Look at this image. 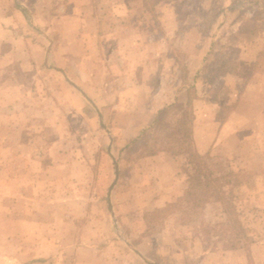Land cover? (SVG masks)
I'll list each match as a JSON object with an SVG mask.
<instances>
[{"label": "rangeland", "instance_id": "rangeland-1", "mask_svg": "<svg viewBox=\"0 0 264 264\" xmlns=\"http://www.w3.org/2000/svg\"><path fill=\"white\" fill-rule=\"evenodd\" d=\"M57 1L0 0V27L7 29L0 32V37L14 40L13 50L0 45L2 51L0 67L2 65L3 70H9V73L16 71L26 76L22 82L29 88L31 99L41 97L42 88L47 87L45 85H48L49 80L44 82L46 81L43 79L45 76H42L44 73H53L52 80L55 77L53 69L42 68L33 71L38 72V77L30 78V72H27L28 57L35 55L43 59L47 54L48 45L50 49L47 52L52 64L61 55L69 57L71 27H80L79 25L176 27V31L171 29L166 47L176 56L177 62H180V68L175 70L179 77L183 76L182 67L186 64L188 52L192 54L191 57L198 58L201 54V58L206 59L207 79L215 77L218 71H221L220 65L223 63L227 71L237 68L238 72L232 76V88L231 84L226 89L223 88L226 83L224 78H218L214 83L210 82V86L205 84L201 87L205 95L215 100L208 105V108L214 110L218 122L224 121L230 111L238 107L232 127H229L223 140L211 149V153L206 155L205 161L212 170V178L217 179L213 182L214 187L219 192L223 191L227 202L234 205V201L239 200L235 211L254 240L264 239V208L250 206L251 201L246 202V199L244 201L246 193L243 194L238 188L230 187V181L237 178L248 182L254 177L249 176L248 172L259 173L264 170V0H67L70 15L61 25L63 27H42L41 25H45L47 19L51 20L50 17L58 9ZM18 6H24L23 8L29 10L25 13ZM96 13L100 16L96 17ZM33 21L37 26L33 25ZM60 29L63 30L62 33ZM152 35L157 39L159 36H164L160 28ZM159 39L161 40V37ZM57 40L58 44L63 46L62 50L54 47ZM200 41L205 44L203 47L205 50L202 49L196 55L198 50L195 46ZM80 49L77 51L82 53V56L85 55L86 49L82 51ZM36 50L38 52H35ZM88 51L90 49H87ZM95 52L107 60L113 55L112 53L108 55L107 50L103 51L101 48L96 49ZM7 53L12 55L10 58L14 61L25 57L27 61L24 63L27 66L20 67L22 70L19 71L14 65H8ZM67 61L69 62V58ZM102 62L101 60L100 63ZM176 64L173 63V66L176 67ZM109 65L115 66L116 63ZM122 65L119 63L117 67H122L121 70L129 67V64ZM82 67L86 69L87 65L84 64ZM97 67L101 69L102 65L98 64ZM16 72L15 74L18 75ZM95 81L100 83L98 79ZM79 82L87 88L86 81L80 79ZM35 85H38V88H35ZM220 87L223 88L221 92ZM39 89L40 94H37ZM96 98L100 100L99 97ZM48 105L50 106L45 111L37 109L39 108L37 104L20 113L23 123L25 125L29 123L32 127L30 131L28 130L30 134L27 137L33 139V147L39 149L46 140L44 133L46 132L53 143L57 141L58 144L73 146L80 156L84 157L87 154L93 156L98 153L90 162L96 169V178L94 181L92 178H86L84 173L87 167L83 159L82 165L78 167L82 169L79 177L64 176L58 181L57 185L64 187V191H59L60 193L56 190V196L60 197L59 203L57 202L59 208L54 209V214L46 215L43 223H36L34 217V220H27L24 224L26 229L24 234L4 238L2 234L4 224L0 220V264H33V259L38 257L41 260L38 259L34 264H47L42 260L44 257L41 255H45L47 261H50L48 263L51 264L54 262V259L50 260L52 256L63 257L66 254L72 264H144L132 250L136 247L145 257L156 263H220V260L215 258L204 259L205 253L202 251L206 243L204 224L228 220L225 207L215 195L210 194L205 187H201L198 189L199 206L192 213L184 214V210H179L156 222V219L143 218V209L146 207L159 209L164 205L160 206L159 204L162 203L157 198H153L147 201V205L136 207L138 202L134 200L133 188L126 186L123 180V186L121 182L116 184L111 195L114 220L107 194L116 176L115 168L108 155L101 152L103 146L108 147L109 140L106 132L102 134L99 121L103 122L107 119V122L112 123L115 113H106L105 117L103 115L99 117L96 111L92 110L93 114H91L92 112L81 104ZM70 107L77 110H72ZM136 115V112L124 110L119 113L118 119L127 122ZM87 118L89 121L93 119L96 126L93 131L89 129L90 134L85 126H81V123H86L83 121ZM5 120L6 113H0V122ZM61 121L66 127L56 128L55 123ZM72 121H77L78 126L71 127ZM6 133L7 129L1 127L0 153H4L8 148L6 141L2 140V135ZM102 143L105 145L102 146ZM124 144L127 146L124 142L115 143L112 150L114 161H118L120 166V178H126V174L132 171L134 166L132 153L128 149L124 151ZM6 161V159L0 160V167ZM183 164L181 176L185 177L186 168ZM194 166L195 164L191 163V170ZM233 170L238 177L227 176V173ZM2 185H6L3 176L0 177L1 190L4 187ZM183 191L180 190L173 201H176ZM7 196L6 192L0 193V204H5ZM0 211L6 214V206L0 205ZM222 245L223 242H217L215 249L211 251L218 252L221 248L225 249ZM156 251L159 253L157 254ZM215 254L217 253H213ZM66 262L69 264L68 261Z\"/></svg>", "mask_w": 264, "mask_h": 264}, {"label": "crops", "instance_id": "crops-1", "mask_svg": "<svg viewBox=\"0 0 264 264\" xmlns=\"http://www.w3.org/2000/svg\"><path fill=\"white\" fill-rule=\"evenodd\" d=\"M57 3L59 7L54 11L55 14L50 17L51 20L47 19V23L41 25L42 27H60L70 15V10L67 9L69 6L67 0H58ZM18 7L25 13L29 10L25 9L26 7L23 8L24 6ZM103 14L104 10L102 11V17L104 16ZM99 16L100 14L96 13V17ZM34 22L33 25L37 26ZM79 26L71 27L70 56L61 55L60 58L54 61V64L51 63L50 55L48 56L47 52L50 49V45H48L47 54L43 59L30 55L28 57L29 66L25 64V61H27L25 57L14 61V59L11 60L10 58L12 55L7 53L9 58L7 64L14 65L17 69L19 68V71L22 70L20 67L27 66L29 70L27 72H30L31 75L30 78L38 77V72H33L35 69L46 68V70H54L55 78L53 80L51 77L53 73L51 72L42 75L45 76L43 77L46 80L44 82H47V79L49 81L47 82L48 85H45L47 87L42 88L41 97L29 98V96H32L29 93V88L22 82V80L26 79L24 74L20 75L16 71L18 75L13 71L9 73V70H3L2 65L0 67V113H6V120L0 122V128L7 129V133L2 135V140H5L8 146L7 151L0 153V160H7L3 164L1 162L2 166L0 167V177L3 176L6 182V185H2L4 187H2V190L0 189V193L5 194L6 192L8 195L5 204L2 203L7 208L6 214L0 211V220L4 224V232L2 233L4 238L24 234L26 232L24 224H26L27 220H32L35 217V220H33L36 223H43L46 215H49V213L54 214V209L56 207L59 208L58 201H60V197L56 196V192L64 191L63 186L57 185L58 181L64 176L79 177L82 169L78 167L82 165L83 159H85L87 167L84 173L86 178H92L93 181L96 178V169L92 167L93 165L90 162L94 160L93 158L98 153L93 156L87 154L84 158L79 155V152L73 146L58 144L57 141L53 143L52 138L49 139L46 132H44L46 140H44L42 145L40 143L39 149L33 147V139L27 137L32 127H30L29 123L26 125L23 123L24 121L20 114L21 112H26L31 106L38 104L39 108L37 109L45 111L50 106L48 104L66 106L81 104L91 112L92 110L96 111L99 117L106 115V113H115L112 123L107 122V119L103 122L99 121V128L103 132L102 134L104 135L106 132L109 140L107 148L102 143L101 152L106 153L110 160L113 161L116 175L109 186L108 194L110 188H112V195L113 187L116 184L118 185L121 182L120 184L123 186L124 180L126 186L133 188L135 193L134 200L138 202V205H135L136 207L147 205V201L153 198H157L162 203L159 204L160 206L165 205L167 202H172L180 190L188 188L189 174L193 172L191 170L192 167H190L192 162L187 159L186 155H176L169 151H160L154 155L142 157H134L132 155L131 159L134 165L132 166V171L126 174V178H120V166L118 161H114L112 152L115 143H127V146L123 145L125 146L124 151L127 150L132 140L140 137L144 129L154 123L161 109L178 102H186L189 94L193 93L195 114L193 149L200 155H207L211 153L212 148L223 140L225 134L229 131V127H232L235 113L238 111V107H235L224 121L220 120L218 122L215 118L214 110L208 108V105L214 103L213 101L215 100L205 95L201 89L205 84L210 86V82L207 80L208 73L205 72L207 61L205 58H201V54L198 58H195L191 57L192 54L188 52L186 54V64L182 67L184 69L183 76L179 77L176 74L175 70L180 68V62H177L176 56L169 52L166 47L171 29L173 28L176 31V27ZM159 28L164 35L159 36L161 40L159 37L157 39V37L152 35L159 31ZM2 30L7 31V29L0 27V32ZM60 32L62 33L63 30L60 29ZM59 35L61 34L59 33ZM1 38L3 39V37ZM13 42V39H5L4 37L3 40H0V45L13 50ZM204 45L201 41L196 44L195 47L198 50L196 55L202 49L205 50L203 48ZM54 47L61 50L63 48L61 44H58V40ZM100 48L103 51L107 50L108 55L111 53L113 55H110L108 60L100 57L95 52L96 49ZM78 49L81 51L86 49V54L82 56V53L77 51ZM87 49H90V51L87 52ZM35 52L38 51L36 50ZM0 55L2 54L0 53ZM68 58L69 62L67 61ZM101 60L103 61L102 63H100ZM111 60L112 63H116L115 66L109 65L112 64ZM119 63L123 65L129 64V67L121 70L122 67H117ZM173 63H177L176 67L173 66ZM84 64L87 65L86 69L82 67ZM98 64L102 65L101 69H98ZM237 72V68L225 73L218 71L214 81L218 78H224L226 83L223 88L226 89L230 84L232 88V76H235ZM80 79L86 81L87 88L84 87L82 82H79ZM97 79L100 83H96L95 80ZM35 86V88H38V85ZM223 88H219L220 92ZM37 94H40V89ZM96 97H99L100 100ZM75 108L70 107L72 110H77ZM124 110L136 112L137 115L134 119L122 122L118 119V116ZM83 122L86 123H81V126H85L87 132L89 129L93 131L96 127L93 119L89 121V118H87ZM55 125L56 128H63L64 123L61 121L55 123ZM70 126L77 127L78 122L72 121ZM88 134L90 133L88 132ZM92 150H95L93 146ZM183 162L186 163L183 164ZM182 164L186 168L185 177L181 176L183 175ZM235 172V170L230 171L227 176L238 177ZM248 175H253L254 177L250 178L248 182L236 178L230 181V187L232 189L238 188L243 194L246 193L244 201L245 199L246 202L248 200V202L251 201L250 206L264 208V170L259 171V173L248 172ZM224 192H226V189ZM108 194V204L113 209L111 195L109 201ZM238 201L237 199L233 203L236 208L238 207ZM2 204L0 205L3 206ZM21 209L22 211L20 212ZM4 216L5 218H3ZM248 235L252 236L249 230ZM132 250L144 264H166L156 263L145 257L138 247ZM202 251L205 253L204 259L215 258V260H220L219 264H264V239L262 238L257 241L253 238L252 243L248 247L238 249L221 248L218 252H204V249ZM156 253L158 254L159 251H156ZM213 253L217 254L213 255ZM41 256L44 257L42 260L49 264L48 262L50 261H47V257L45 255ZM38 259L39 261L41 260L39 257ZM38 259H33L34 263H37ZM50 260L54 261L51 264H66V261L72 264L67 254L63 255V257L52 256Z\"/></svg>", "mask_w": 264, "mask_h": 264}, {"label": "trees", "instance_id": "trees-1", "mask_svg": "<svg viewBox=\"0 0 264 264\" xmlns=\"http://www.w3.org/2000/svg\"><path fill=\"white\" fill-rule=\"evenodd\" d=\"M224 65L225 63L220 65L222 73L227 72ZM207 80L213 82L214 77ZM193 98L194 94L191 93L186 102H178L161 109L154 123L144 129L142 135L129 144L128 151L134 157L169 151L176 155H186L187 159L195 164L193 172L189 174L188 188L176 201L167 202L159 209L146 207L143 209L142 216L146 219H156L157 222L179 210H184V214H190L199 206L198 189L205 187L225 207L228 220L204 224L206 239L204 252L214 250L219 241L223 242L225 249L248 247L253 241L252 236L248 235V228L238 216L234 205L227 202L223 191L219 192L214 187L213 182L217 179L212 178V170L205 161L206 155H200L193 149V122L195 119Z\"/></svg>", "mask_w": 264, "mask_h": 264}, {"label": "water", "instance_id": "water-1", "mask_svg": "<svg viewBox=\"0 0 264 264\" xmlns=\"http://www.w3.org/2000/svg\"><path fill=\"white\" fill-rule=\"evenodd\" d=\"M117 168H118V167H117ZM117 170H118V169H117ZM111 189H112V188H110V190H109V194H108V199H109V201H110ZM110 209H111V212H112V216H113V218H114V220H115V215H114V212H113L112 207H110Z\"/></svg>", "mask_w": 264, "mask_h": 264}]
</instances>
